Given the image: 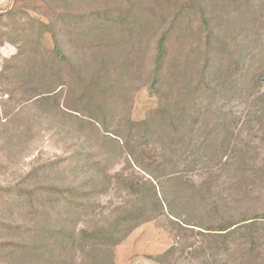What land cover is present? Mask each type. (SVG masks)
<instances>
[{"label": "trees", "instance_id": "1", "mask_svg": "<svg viewBox=\"0 0 264 264\" xmlns=\"http://www.w3.org/2000/svg\"><path fill=\"white\" fill-rule=\"evenodd\" d=\"M81 1L94 0L49 1V23L37 22V40L22 34L25 41L6 61L0 82L16 88L36 82L44 98L64 96L54 108L59 121L76 119L113 165L107 171L97 163L96 178L59 185L53 176L63 177L67 168L62 163L77 160L76 154L50 159L19 182L0 184V264H113L115 248L138 227L169 214L183 229L190 223L177 212L189 211L197 227L212 235L215 249L226 246L231 264H264V210H255L251 195L264 187V166L250 155L251 143L228 134V142L215 150L212 141L218 138L210 140L205 154L187 149L186 137L201 128L190 103L211 90L212 63L221 60L225 74L234 65L224 57L229 43L211 25L216 20L204 0H113L112 7L89 10H80ZM246 1L244 13L251 10L252 0ZM44 30L51 35L52 49L42 47ZM65 38L78 52L65 51ZM137 74L160 99L142 122L122 111L126 86L118 85ZM251 81L260 80L253 75ZM76 90L81 96L72 103L69 96ZM11 123L6 120L4 127ZM19 133L6 136L14 149L22 144ZM124 154L130 167L147 178L124 168L110 174ZM71 164L69 170L75 172L77 163ZM196 167L209 174L200 184L190 177ZM218 175L233 179L239 191L230 202L213 199ZM112 189L122 194L118 205L94 202ZM174 252L171 248L156 260L161 263Z\"/></svg>", "mask_w": 264, "mask_h": 264}, {"label": "rangeland", "instance_id": "2", "mask_svg": "<svg viewBox=\"0 0 264 264\" xmlns=\"http://www.w3.org/2000/svg\"><path fill=\"white\" fill-rule=\"evenodd\" d=\"M49 1L0 0V74L6 61L17 52V46L25 41L22 34H29L31 41L37 40L34 36L39 27L37 22L49 23L48 17L53 13ZM94 1H81L80 10H89L93 6L100 9L113 6V0ZM203 4L209 13L213 10L208 15L217 22L213 21L211 25L217 27L219 32L221 30V37L229 43L224 57L226 60L233 59L234 65L225 74L220 72L221 60L212 63L208 74L211 90L205 89L190 103L191 115L199 119L200 125L197 127L201 128L186 137L190 144L188 152L199 150L205 154L210 140L218 138V141H212L211 149L215 150L222 142H228V134H238L237 142L251 143L250 155L256 159L257 165L264 166V0L249 2L251 10L248 13H244L246 0H204ZM24 28L27 29L25 32L22 31ZM40 40L43 48H53L51 35L46 30ZM64 45L65 51L71 54L78 52L70 38L64 39ZM233 69H237V72L234 73ZM253 75L260 81H251ZM10 83L0 82L1 185L19 182L26 173L44 166L50 159L68 158L76 154L79 155L77 160L62 163L67 168L63 177L53 176L59 185H78L96 178L99 172L97 163L108 168L107 171L111 169L113 163L108 155L97 142L89 138L76 119L59 121L60 117L54 108L64 102V96L46 99L41 95L40 86L36 82L25 88H16ZM123 84L126 86L124 92L127 101L122 111L134 122L144 121L148 113L159 106V95L152 92L148 82L138 74L130 76L127 82L124 80L118 83L120 86ZM80 96L81 93L76 90L69 96V101L73 103ZM162 100L166 102L164 98ZM75 107L82 108L81 104ZM8 119L12 123L9 128H5L4 122ZM18 131H22L19 133L22 134V144L14 149L8 137ZM189 138L193 140L190 142ZM119 161L110 170V174L124 168L137 177L147 178L139 169L130 167L125 154ZM72 162L77 163L75 172L69 170L74 165ZM190 177L200 184L209 174L196 167ZM233 182L226 175H220L213 190V199L226 203L224 201L230 202L235 198L239 191L235 190ZM120 195L112 189L105 195L96 196L94 202L102 207H108L111 203L118 205L122 201ZM251 195L255 210H264V187L254 189ZM188 213L177 212L190 223L183 229L177 219L169 214L138 227L115 248L113 264H231L226 246L219 244L220 247L215 249L212 235L208 230L198 228L199 222L189 217ZM195 247L199 250L194 251ZM171 248L175 249L173 256L161 263L157 261ZM260 249L264 256V241Z\"/></svg>", "mask_w": 264, "mask_h": 264}]
</instances>
